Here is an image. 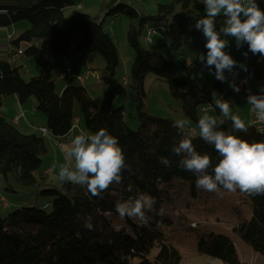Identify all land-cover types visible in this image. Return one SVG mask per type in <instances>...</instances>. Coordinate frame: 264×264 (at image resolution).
I'll return each instance as SVG.
<instances>
[{
    "label": "trees",
    "instance_id": "obj_1",
    "mask_svg": "<svg viewBox=\"0 0 264 264\" xmlns=\"http://www.w3.org/2000/svg\"><path fill=\"white\" fill-rule=\"evenodd\" d=\"M81 1L0 0V32L28 26L16 40L6 45L0 41V101L16 98L24 106L33 100L36 113L46 120V135L55 140L68 138L76 105L85 154L79 184L60 179L53 185L41 170L48 154L43 139L21 135L0 114V178L7 183L10 177L20 189L38 192L52 210L47 215L38 208L20 209L0 217V264H180L165 209L173 198L171 190L182 184L194 193L200 185L213 184L219 193L243 199L249 216L239 219L232 233L264 264V136L253 126L237 129L219 119L222 105L213 104L215 87L200 89L186 65L176 78L171 61L139 45L149 26L162 29L175 54L186 40H200L203 33L241 30L251 82L264 84V0H246L252 22L218 17V0H163L148 18L119 4L125 0H111L101 10V21L64 19L63 12ZM121 18L129 22L126 44L134 55L123 85L115 81L119 63L113 40L102 29L103 20ZM74 36L80 38L75 46L79 58L95 53L105 64L97 111L87 89L67 86L56 94L52 63L67 57ZM17 54L18 60H32L39 70L28 84L21 80L17 62L10 64ZM148 77L167 86L192 126H202L199 117L208 110L218 121L197 135L191 128L147 116L143 83ZM125 96L136 114L134 133L125 126L124 110L112 109L114 101ZM256 97L264 123V89ZM191 226L187 230L195 233L198 255L220 264H240L228 239L197 226L192 231Z\"/></svg>",
    "mask_w": 264,
    "mask_h": 264
},
{
    "label": "rangeland",
    "instance_id": "obj_2",
    "mask_svg": "<svg viewBox=\"0 0 264 264\" xmlns=\"http://www.w3.org/2000/svg\"><path fill=\"white\" fill-rule=\"evenodd\" d=\"M218 1V17H235L247 22L253 21V16L247 3L240 10L235 11L230 7V3H240L241 0ZM110 2L111 0H83L77 7L65 10L63 17L64 19H70L76 16H85L101 21V10ZM119 4L128 5L138 15L148 18L154 17L156 7L158 5H164L165 2L163 0H125L119 2ZM128 27L129 22L122 18L116 20L105 19L102 24L103 32L113 40L116 49L119 64L115 72V81L120 85H123V80L127 79L129 69L134 60V55L126 44ZM26 30H28L26 24H19L13 27V29L10 28L0 32L2 45H6L8 42L6 40L7 34L13 40H16ZM147 30L155 31L151 46H147L144 43ZM79 40L80 38L78 36L72 38L66 57L67 59H63L64 64L66 62L69 64L68 67L70 66L71 77H79L85 83V88L91 93L90 96L94 111H97L102 101L103 92L100 86L99 75L104 69L105 64L102 58L95 53H90L85 58H79L75 53V46ZM244 41L245 35L241 30L233 31L227 35L203 33L201 34L200 40H186L185 46L175 54L169 50L162 29L149 26L139 40V45L143 50L150 53H158L165 59L171 61L172 71L176 78L182 77L183 65L189 64L193 66L191 78L200 89L209 91L215 87L212 92L213 104L222 105L219 119L231 121L235 128L243 129L250 127L253 122L252 109L246 103L243 91L238 90L236 87L227 86L225 87V91H227L228 95L226 97L224 96L225 98L223 97V100L220 101V94L223 88L218 87L217 83L210 77L209 71L219 74L235 72L241 78L247 65L242 48ZM22 64H24V68L19 70V75L23 83L28 84L32 78L38 77L39 70L32 60H24ZM52 70L55 73L52 79L55 83L56 94L60 96L63 92L60 93V91L65 86V83H59L57 78L60 75L59 73L65 72V70L63 71V63L62 65H57L56 62H53ZM33 71L35 73L36 71L38 72L37 76H31ZM248 78L250 81V89L257 96L264 89V84L251 82L249 71ZM70 84L73 87L83 86L73 80ZM143 91L145 95L143 105L146 115L153 119L175 122L179 128H191L197 135L204 133L208 127L218 121L214 112L208 110L199 117L203 125L200 127L192 126L184 118L180 103L170 97L168 88L162 81L152 77L146 78L143 83ZM31 105L33 108L36 106L33 100H30L27 104L29 110L31 109ZM112 109L114 111L123 109L127 130L133 133L136 132L137 123L134 121L136 114L133 105L126 99V96L117 98L112 105ZM255 112L260 116L263 115V110L257 104L255 106ZM33 113L42 121L40 127H45V118L37 114L35 109ZM73 115L78 121V130L83 135L84 128L76 105L73 109ZM38 133L40 137H43L48 152L42 159L41 170L51 172L49 177L51 183L56 180L55 183L58 184L60 179H62L70 183L79 184L80 163L85 156L84 151L80 149L81 145L72 140L71 142L75 144L71 151L54 150L47 145L46 136H42L40 131ZM73 133L76 134V132ZM64 144L61 143L62 148L63 146H67V144ZM171 192L173 198L171 199V204L165 209V216L172 224L168 228V233L171 238V245L181 257L180 264H220L198 255L195 233H189L187 230L190 224L195 225L191 226L190 229L192 231H195L197 226L199 229H206L216 236H222L228 239L235 248L240 264H263L262 259L253 254L232 233V229L238 223L239 219H247L249 216V206L243 199L232 194L219 193L215 190L213 184L200 185L195 189V193L190 189L188 184H182L171 190ZM4 204L7 205L8 210L3 209ZM48 204L50 202L41 198L38 192L20 189L10 177L7 178V183H4L0 178L1 218H5L10 213L20 209L29 208H38L45 214L50 215L52 210L50 207H47Z\"/></svg>",
    "mask_w": 264,
    "mask_h": 264
},
{
    "label": "crops",
    "instance_id": "obj_3",
    "mask_svg": "<svg viewBox=\"0 0 264 264\" xmlns=\"http://www.w3.org/2000/svg\"><path fill=\"white\" fill-rule=\"evenodd\" d=\"M13 29V28H12ZM15 29V28H14ZM10 38L12 39V37L7 34L6 35V40ZM13 40V39H12ZM7 44V43H6ZM59 59V58H58ZM56 59L54 62L57 63V65H62L63 63V71L65 70V72H62V73H59L60 75H58V78H57V81L59 83H65V86L61 89L60 93L67 87V86H71V82L72 80L73 81H76L77 79H79V77H72L73 79L70 81V82H67L66 79H64L63 81H59V78L66 74L67 72L70 73V66L68 67V63L66 62V64H64V60L63 59H67V58H60V60ZM17 62V66L20 67V68H24V64L23 61H20V60H16ZM75 63V62H74ZM187 67L191 66L189 64H186ZM193 67V66H192ZM235 73V72H234ZM38 72L36 71V73L33 71L32 73V77H35L37 76ZM238 75V73H236ZM55 75V73H53V70H52V74H51V77H53ZM53 80V79H52ZM77 82V81H76ZM78 83V82H77ZM84 86V87H83ZM83 86L81 88H84V89H87L85 88V83H83ZM101 86V85H100ZM88 90V89H87ZM89 92V90H88ZM91 94V93H89ZM227 91H226V95H224L225 97L227 96ZM224 97V98H225ZM223 100V99H222ZM29 103V101L27 102V104ZM27 104L24 105V106H20L18 103H17V99L16 98H8V99H2L0 101V114L2 116H4L5 120L12 124L16 130L21 134V135H24V136H36L38 138H41L43 139V137H40L39 136V133L38 131L40 130H45V127H40V123H42V121L40 120V118H37V116L33 113L34 109L33 106L31 105L30 106V110L27 108ZM39 123V124H38ZM252 126V124H251ZM250 126V127H251ZM73 132H76V134H74ZM46 140V143L47 145L51 148V149H54V150H66V151H71L72 148L74 147V144L75 143H72L71 141L73 140L74 142L76 141L77 143H79L81 146H80V149L83 150L82 146L84 144V138H83V135L82 133L80 134L79 130H78V126L77 128L75 129H72L71 133L69 134L68 138L66 139H63V140H55V139H52L50 136L46 135L45 137ZM44 141V139H43ZM45 143V141H44ZM61 143H65L67 144V146H61ZM64 144V145H65ZM46 146V144H45ZM61 146V148H59ZM47 148V146H46ZM46 173L49 175H51V172L50 171H46ZM54 174V172H53ZM49 180L51 181V179L49 178ZM56 180H54L52 183L53 184H56L55 183ZM7 206V205H6ZM9 209V208H8Z\"/></svg>",
    "mask_w": 264,
    "mask_h": 264
},
{
    "label": "built area",
    "instance_id": "obj_4",
    "mask_svg": "<svg viewBox=\"0 0 264 264\" xmlns=\"http://www.w3.org/2000/svg\"><path fill=\"white\" fill-rule=\"evenodd\" d=\"M246 3V0H241L240 3H230V7L232 9H234L235 11L240 10L241 7H243V5ZM210 3L207 4V6H209ZM155 36V31L152 30H147L146 31V36L144 39V43L147 46H151L152 45V38ZM7 41H10V38L7 39ZM20 58V56L17 54L15 55L11 60H10V64H15L16 60H18ZM189 68L191 70H193L192 66H189ZM209 75L210 77L217 83V85H219L220 87H222V92L220 94V101H222L224 95L226 94L225 91V87L229 86V87H236L238 90H242L243 91V96L246 100V103L251 107L252 109V116H253V122H252V126L255 128L256 132L261 135L264 136V123H263V119L262 116L258 115L255 112V106L257 104V97L256 95L252 92V90L250 89V81L248 78V66H245V70L243 72V76L241 78L238 77V75L236 73H229V72H225L223 74H219V73H214V72H210L209 71ZM64 79L67 80V82H70L73 78L70 76V73L67 72L66 74L62 75L59 78V81H63ZM79 84L83 85V81L81 79H77L76 80ZM78 126V121L74 120L73 121V129L77 128ZM40 134L42 136H46V131L45 130H40ZM264 141V138H263ZM83 148V146H82ZM263 152H264V148H263ZM3 209L4 210H8V207L4 204L3 205Z\"/></svg>",
    "mask_w": 264,
    "mask_h": 264
}]
</instances>
